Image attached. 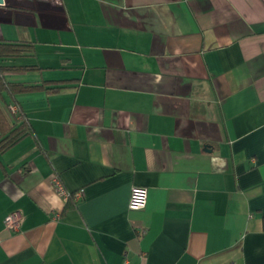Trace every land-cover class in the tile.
Instances as JSON below:
<instances>
[{"label": "crops", "instance_id": "1", "mask_svg": "<svg viewBox=\"0 0 264 264\" xmlns=\"http://www.w3.org/2000/svg\"><path fill=\"white\" fill-rule=\"evenodd\" d=\"M0 41L67 83L16 95L0 264H264V0H3Z\"/></svg>", "mask_w": 264, "mask_h": 264}, {"label": "trees", "instance_id": "2", "mask_svg": "<svg viewBox=\"0 0 264 264\" xmlns=\"http://www.w3.org/2000/svg\"><path fill=\"white\" fill-rule=\"evenodd\" d=\"M27 46V43L21 41H0V152L7 150L25 136L33 134L18 103L17 94L40 89L56 92L67 86L65 80H43L39 83H27L7 78L15 72L40 69L36 64L16 65L6 62L9 58L21 56L27 51ZM12 104L18 107L16 113H11L8 109V105ZM74 192H68L63 210L75 206Z\"/></svg>", "mask_w": 264, "mask_h": 264}, {"label": "built area", "instance_id": "3", "mask_svg": "<svg viewBox=\"0 0 264 264\" xmlns=\"http://www.w3.org/2000/svg\"><path fill=\"white\" fill-rule=\"evenodd\" d=\"M8 109L11 113H16L18 110L17 105L12 104L8 105ZM55 185L57 189L65 196H68V192L63 188L61 182L57 177H54ZM83 195L82 189H79L74 192L73 198L75 200L79 199ZM147 200V190L142 186H133L131 188V193L129 197V208L130 209H141L145 206ZM21 212L18 210L11 211L7 213L3 218L4 227L10 230L11 232H16L19 230L21 225ZM127 253L123 254V263L127 264Z\"/></svg>", "mask_w": 264, "mask_h": 264}, {"label": "water", "instance_id": "4", "mask_svg": "<svg viewBox=\"0 0 264 264\" xmlns=\"http://www.w3.org/2000/svg\"><path fill=\"white\" fill-rule=\"evenodd\" d=\"M3 2V0H0V4Z\"/></svg>", "mask_w": 264, "mask_h": 264}]
</instances>
